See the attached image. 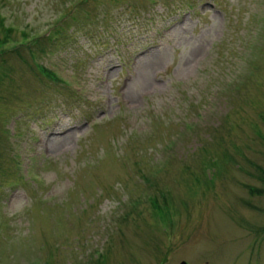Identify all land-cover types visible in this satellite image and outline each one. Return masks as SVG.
Wrapping results in <instances>:
<instances>
[{
  "label": "rangeland",
  "instance_id": "obj_1",
  "mask_svg": "<svg viewBox=\"0 0 264 264\" xmlns=\"http://www.w3.org/2000/svg\"><path fill=\"white\" fill-rule=\"evenodd\" d=\"M182 262L264 264V0H0V264Z\"/></svg>",
  "mask_w": 264,
  "mask_h": 264
},
{
  "label": "trees",
  "instance_id": "obj_2",
  "mask_svg": "<svg viewBox=\"0 0 264 264\" xmlns=\"http://www.w3.org/2000/svg\"><path fill=\"white\" fill-rule=\"evenodd\" d=\"M59 28H61V27H59ZM61 31H62V29H56L55 32H53V33H51V31H49L48 35H46L47 38H44L43 36H41V37H37V39L35 38L34 43L30 42V44H29L30 46L29 45L28 46H29V49H30L31 58H33V59L37 58L40 55V52H41V54L44 52V48H45L43 46L44 45V41H47V43H52L51 41H56L58 39L61 40L62 39L61 36L64 37V31H63L62 34H61ZM37 45H38L39 49L33 50V47H35ZM5 51H10V49L9 50H5ZM42 69L45 70L48 74L51 73V71L49 69L45 68V67H43Z\"/></svg>",
  "mask_w": 264,
  "mask_h": 264
},
{
  "label": "bare ground",
  "instance_id": "obj_3",
  "mask_svg": "<svg viewBox=\"0 0 264 264\" xmlns=\"http://www.w3.org/2000/svg\"><path fill=\"white\" fill-rule=\"evenodd\" d=\"M186 262H182L181 264H185Z\"/></svg>",
  "mask_w": 264,
  "mask_h": 264
}]
</instances>
